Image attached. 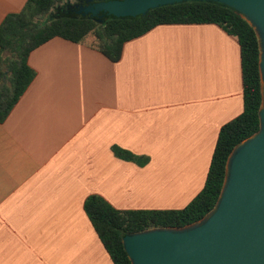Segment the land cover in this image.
<instances>
[{"label":"crops","instance_id":"0c3cea01","mask_svg":"<svg viewBox=\"0 0 264 264\" xmlns=\"http://www.w3.org/2000/svg\"><path fill=\"white\" fill-rule=\"evenodd\" d=\"M26 2L0 0V24ZM28 63L36 75L0 121V264H114L86 198L185 207L244 107L240 44L216 23L158 24L116 61L54 37Z\"/></svg>","mask_w":264,"mask_h":264},{"label":"trees","instance_id":"16d2710c","mask_svg":"<svg viewBox=\"0 0 264 264\" xmlns=\"http://www.w3.org/2000/svg\"><path fill=\"white\" fill-rule=\"evenodd\" d=\"M63 1L27 0L19 12L7 14L1 22L0 121L6 119L36 75L28 63L31 51L54 37L86 42L112 61L121 57L126 41L158 24L216 23L235 35L240 44L243 111L221 127L203 189L180 209H119L97 194L85 200V210L114 264H131L122 241L124 234L152 227H182L200 220L215 207L231 151L260 128V42L254 27L241 14L217 1L186 0L152 8L146 14L106 15L101 20L78 10L52 14ZM115 151L120 156H130L119 147Z\"/></svg>","mask_w":264,"mask_h":264},{"label":"water","instance_id":"95a60500","mask_svg":"<svg viewBox=\"0 0 264 264\" xmlns=\"http://www.w3.org/2000/svg\"><path fill=\"white\" fill-rule=\"evenodd\" d=\"M182 1L186 0H93L74 10L80 8L101 20L106 15L146 14L152 8ZM206 1L233 8L257 33L260 128L231 151L221 193L206 216L182 227H152L123 235L131 264H264V0Z\"/></svg>","mask_w":264,"mask_h":264},{"label":"rangeland","instance_id":"374dc122","mask_svg":"<svg viewBox=\"0 0 264 264\" xmlns=\"http://www.w3.org/2000/svg\"><path fill=\"white\" fill-rule=\"evenodd\" d=\"M87 1V0H84ZM84 2L81 0H65L60 4H57L53 10L52 14H59V13H66V12H71L75 11L74 8L77 5H82Z\"/></svg>","mask_w":264,"mask_h":264},{"label":"flooded vegetation","instance_id":"af4514ba","mask_svg":"<svg viewBox=\"0 0 264 264\" xmlns=\"http://www.w3.org/2000/svg\"><path fill=\"white\" fill-rule=\"evenodd\" d=\"M81 1L85 2L84 0H81ZM92 1H93V0H92ZM92 1H90V0L88 1V0H87V4L92 3ZM75 8H76V7H75ZM75 8H74V9H75ZM76 10H78L80 13H83L82 11H80V8H77Z\"/></svg>","mask_w":264,"mask_h":264}]
</instances>
